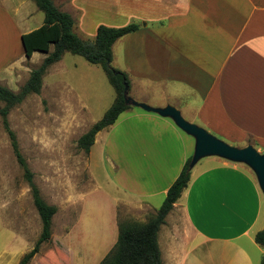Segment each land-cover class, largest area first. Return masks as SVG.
I'll list each match as a JSON object with an SVG mask.
<instances>
[{"label":"crops","instance_id":"obj_1","mask_svg":"<svg viewBox=\"0 0 264 264\" xmlns=\"http://www.w3.org/2000/svg\"><path fill=\"white\" fill-rule=\"evenodd\" d=\"M32 2L0 0V74L24 54L21 34L43 23L24 25L36 13ZM96 2L106 10L103 25L138 24L112 45V57L118 42L126 57L117 69L129 79V107L91 146L107 172L103 187L115 194L87 217L80 197V215H65L56 239L63 250L56 264H77L64 240L76 228L80 247L98 264L117 241V208L155 213L189 157L187 186L157 234L161 263L260 264L264 248L254 237L264 228V195L256 172L219 157L193 160L195 141L188 140L195 137L156 109L172 106L212 135L230 143L249 137L264 149V0H128L127 13L121 0ZM80 8L95 36L99 10ZM74 251L85 263L82 249Z\"/></svg>","mask_w":264,"mask_h":264},{"label":"rangeland","instance_id":"obj_2","mask_svg":"<svg viewBox=\"0 0 264 264\" xmlns=\"http://www.w3.org/2000/svg\"><path fill=\"white\" fill-rule=\"evenodd\" d=\"M53 1L60 10L73 16L74 32L83 40L93 42L95 36L90 33L92 18H81L80 7L88 3L92 9H98V21L104 24L106 10L100 11L101 4L95 3L96 0ZM107 1L103 0L105 4H108ZM121 2L127 13L128 0ZM32 3L36 13L27 17L24 23L31 28L36 26L38 20L42 22L44 17L35 2ZM113 51L111 64L118 68L126 61L122 43L115 44ZM45 56V53L35 52L28 58L22 54L9 61L0 74V85L18 91L28 79L30 71L36 68ZM114 97V89L99 65L89 63L82 56L65 52L58 62L46 70L42 77L40 92L28 95L10 110L9 126L16 135L19 149L29 169L33 172V181L39 188L42 198L57 208L50 240L40 245L39 251L28 264H40L48 255H54L56 251L63 252L56 239L62 234L60 228L63 226L65 215H71L68 219L73 215H80L81 196L85 197L82 200V205L85 202V210L81 215L87 217L96 215L94 210L98 200L105 205L109 202L106 195L110 197L115 194L112 190L111 192L107 190L109 187H103L107 172L99 160L97 145L91 147V153L90 150L88 153L84 152L78 146L80 136L103 116ZM3 105L4 103L0 101V108ZM214 136L238 148L252 145L261 155L264 154V149L258 147L249 137L239 143H230L219 136ZM186 137L189 139L188 135ZM192 139L188 140L190 144V141L193 144L196 141ZM203 157H219L230 161L218 154ZM231 161L239 163L248 171L250 169V165L244 161ZM92 174L103 187L101 191L94 189L95 180ZM70 200L72 204L67 206ZM139 214L121 205L117 208V223L124 220L145 222L151 216ZM79 225L78 227H81ZM77 229L70 233L71 236L68 238L66 236L67 239L64 238L68 243L64 241L63 243L70 246L73 260L77 264H95L88 254L89 248L80 247L78 237L80 234ZM40 232L41 220L33 204L29 185L12 152L0 116V264H19L22 256L33 247ZM79 247L82 249L81 258L87 249L85 263L78 262L79 251L74 249L80 250Z\"/></svg>","mask_w":264,"mask_h":264},{"label":"trees","instance_id":"obj_3","mask_svg":"<svg viewBox=\"0 0 264 264\" xmlns=\"http://www.w3.org/2000/svg\"><path fill=\"white\" fill-rule=\"evenodd\" d=\"M33 1L37 8L43 12L44 17L43 23L39 27L21 34L24 55L28 58L33 52H41L46 56L36 68L30 71L28 79L18 91H12L6 86L0 85V101L4 103L0 108L2 125L10 140L16 161L23 170V176L31 191L33 204L41 220L39 237L33 247L22 256L19 264H28L39 251L40 245L50 240L51 221L57 208L42 198L39 188L33 181V172L29 169L19 149L16 135L9 126L8 114L10 110L20 104L28 95L40 92L42 77L46 70L58 62L65 52L82 56L89 63L99 65L113 87L115 97L103 116L78 139L79 148L88 153L97 132L114 124L119 114L129 107L125 101L129 79L124 71L112 66V45L120 37L138 29L136 23H129L121 27L100 24L96 28L94 41L90 42L83 40L74 32L72 16L60 10L53 0ZM190 160L191 157L186 160L180 174L168 188L162 204L145 222L118 221L117 241L98 264H162L157 234L166 215L187 186L190 178ZM254 238L264 248V228L259 230ZM41 263L56 264L55 254L48 255ZM260 264H264V255Z\"/></svg>","mask_w":264,"mask_h":264},{"label":"water","instance_id":"obj_4","mask_svg":"<svg viewBox=\"0 0 264 264\" xmlns=\"http://www.w3.org/2000/svg\"><path fill=\"white\" fill-rule=\"evenodd\" d=\"M125 101L127 102L128 100L125 99ZM141 107L149 109L144 104ZM156 111L162 115L172 116L181 129L195 137L193 160L209 154H218L229 160L244 161L256 172L264 195V154L261 155L252 145L238 148L227 144L209 133L203 127L185 121L180 112L172 106H167L164 109H156Z\"/></svg>","mask_w":264,"mask_h":264}]
</instances>
